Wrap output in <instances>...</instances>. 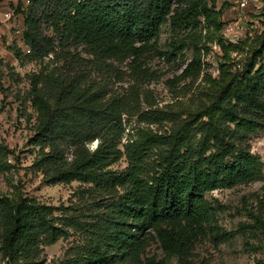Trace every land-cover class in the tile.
<instances>
[{"label":"trees","instance_id":"16d2710c","mask_svg":"<svg viewBox=\"0 0 264 264\" xmlns=\"http://www.w3.org/2000/svg\"><path fill=\"white\" fill-rule=\"evenodd\" d=\"M181 6L186 9L179 13ZM16 14L29 51L24 59L52 56L55 64L32 77L33 144L39 147L32 167L46 185L79 183L87 198L57 217L15 189L0 194L6 264H38L40 248L71 235L78 242L68 264H167L140 260L150 231H158L165 253L182 255L213 217L207 194L261 180L263 164L251 154L248 136L264 132V21L253 36L232 44L223 38L216 0H29ZM181 16L195 27L201 19L213 36L221 54L216 78L202 74L195 54L177 80L199 83L186 101L164 108H154L136 88L109 96L93 85L91 75L112 73L114 61H129L136 83L149 80L141 60L165 19ZM121 157L125 170L110 171ZM164 225L170 228L160 229Z\"/></svg>","mask_w":264,"mask_h":264},{"label":"rangeland","instance_id":"374dc122","mask_svg":"<svg viewBox=\"0 0 264 264\" xmlns=\"http://www.w3.org/2000/svg\"><path fill=\"white\" fill-rule=\"evenodd\" d=\"M20 6L24 7V0H0L1 12L6 9L15 11V19L0 27V194L10 196L15 189L41 205L52 207L54 215L60 217L64 215V209L83 206L87 197L81 193L84 186L76 182L46 185L40 173L32 167L39 152V147L33 144L37 113L32 108L30 97L32 77L45 67L47 71L50 70L55 64L52 63V56L42 62L24 59L29 53L23 45L22 32L17 34L22 24L21 16L16 14ZM218 7L222 9V26L228 28L226 34L232 36L230 40H236L235 36L240 37V40L253 36L264 21V0L250 2L243 9L235 3L220 0ZM185 9L186 6H181L178 12L182 13ZM172 16L173 12L170 14ZM170 17L159 28L156 44L141 60L142 68L150 75L149 80L136 83L128 69L129 61H114L109 63L112 73L98 69L91 75L93 85L104 86L109 96H122L130 88H136L142 94L141 97L143 94L148 96L154 108H164L177 100L186 101L199 83L200 79L190 86L189 80H177L195 54L200 56L202 74L216 78L221 54L211 41L213 36H207L202 20L195 27L193 23L185 22L183 16V19ZM45 34L54 36L50 30L45 31ZM17 49L23 55L18 56ZM77 52L82 53L81 49ZM231 57L236 58L235 61L245 59L244 54H232ZM242 63L239 62L237 67H241ZM248 138L251 154L260 157L263 164L261 180L207 194L205 199L214 210L213 217L209 226L204 228V235L199 236L182 255L165 253L157 238L158 231H150L140 252L141 261L167 264H264V227L258 223L264 222V132L249 135ZM95 147L96 142L89 146L91 150ZM126 166L124 157H121L109 170L119 173ZM169 228L165 225L160 227ZM1 240L0 226V264H6L2 258ZM74 242H78L77 235H71L67 240H60L50 247L40 248L36 257L38 264H68ZM115 264L126 263L118 261Z\"/></svg>","mask_w":264,"mask_h":264},{"label":"built area","instance_id":"2783aa9c","mask_svg":"<svg viewBox=\"0 0 264 264\" xmlns=\"http://www.w3.org/2000/svg\"><path fill=\"white\" fill-rule=\"evenodd\" d=\"M216 1L218 3L220 2V0H216ZM227 1L230 3H235V4L239 5V8L243 9V8H246L250 2L257 1V0H227ZM28 5H29V0H24V7H27ZM14 14H15V11L10 10V9H6V11H4V12L0 11V27H1V25L5 26L6 24H8L11 19H15ZM19 16H21V15H19ZM21 18H22V16H21ZM21 21H22V25H21L20 30L17 32V34H20L21 32L23 33V30H24L23 29V19H21ZM228 31H229V29L225 28V27L222 30V35L228 41L235 43L238 40H240V37L238 38L236 36H235L236 40H230L229 37H232V36L226 34ZM1 39H2V35L0 33V45L2 43ZM27 52L29 53V51H27Z\"/></svg>","mask_w":264,"mask_h":264},{"label":"crops","instance_id":"0c3cea01","mask_svg":"<svg viewBox=\"0 0 264 264\" xmlns=\"http://www.w3.org/2000/svg\"><path fill=\"white\" fill-rule=\"evenodd\" d=\"M22 25V24H21Z\"/></svg>","mask_w":264,"mask_h":264}]
</instances>
